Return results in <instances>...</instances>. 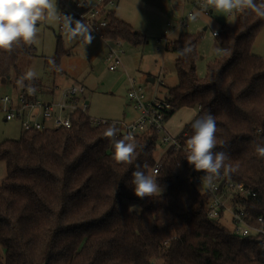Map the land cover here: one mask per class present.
Masks as SVG:
<instances>
[{"label":"trees","instance_id":"trees-1","mask_svg":"<svg viewBox=\"0 0 264 264\" xmlns=\"http://www.w3.org/2000/svg\"><path fill=\"white\" fill-rule=\"evenodd\" d=\"M108 19L99 30L104 38L132 47L147 43L114 11ZM263 27L264 19L251 12L234 25H221L215 36L220 54L207 64L203 78L197 74L202 33H181L165 48L176 55L177 77L165 97L173 107L166 121L184 108L197 111L194 120L213 115L215 151L226 152L225 163L236 169L228 175L221 170V175L255 194L238 203L250 223L264 220V158L255 150L257 144L264 146V58L252 53ZM185 46L193 51L180 56ZM69 53L59 37L53 57L57 71ZM36 54L34 44L0 52V85L11 83L18 90L24 76L19 62ZM23 83L41 87L38 79ZM71 121L70 128L22 132L19 139L0 143L6 169L0 182V264H155L161 252L166 253L164 264H264L259 238L243 237L208 217L209 193L195 182L202 172L188 164L185 151H171L162 162L156 175L162 193L139 199L131 173L136 164L152 173L159 134L135 136L132 165L86 172L82 166L109 143L104 136L109 125H94L81 111ZM192 134L188 125L176 138L186 148ZM131 205L140 211L129 212ZM167 239L172 242L163 249Z\"/></svg>","mask_w":264,"mask_h":264},{"label":"rangeland","instance_id":"rangeland-1","mask_svg":"<svg viewBox=\"0 0 264 264\" xmlns=\"http://www.w3.org/2000/svg\"><path fill=\"white\" fill-rule=\"evenodd\" d=\"M191 1L120 0L116 10L117 15L131 24L136 32L143 33L147 39V43L139 47H132L125 42L119 47L115 44H109L118 50L124 61L128 64L129 73L127 74L121 68L114 71L109 70V66L111 65V62L107 60L109 48L102 38L93 34L94 39L91 44L86 46L85 42L79 40L69 43L64 29H60L62 24L58 19L52 18L39 22L38 38L34 43L37 48V54L33 57L22 58L19 62V67L23 75L29 69L36 72L35 79L43 81V83L41 81V87H38L43 92L54 89L55 85V99H52L48 95H42L40 98L43 101H61V92L76 81L86 87L85 96L89 106L87 113L91 119H110L113 121L129 122L137 115L134 106L128 104V92L131 88L130 78L135 79L137 85H142L145 91L147 90L145 88L147 76H155V73L159 71L162 72L163 85L172 86L177 82L174 68L176 55L166 51L165 42L164 40L162 41L165 31L168 30L167 24L169 22L176 27L169 31L170 41H174L179 33L196 34L203 32L198 44L200 57L197 61V74L199 77H205L207 64L220 54L219 49L216 52V41L212 36V32H218L223 24L234 25L237 19L233 16L234 14L228 15L219 11H213L210 14L205 13L204 10L198 14L199 19L197 22L188 20L185 22L186 26L179 29L180 23L193 8ZM52 2L57 15H59L61 8L57 0H52ZM174 9H178L177 11L180 12L179 16L174 15ZM205 27H207L206 31L203 30ZM59 37H61V47L63 50L70 51V53L61 57L59 70L57 71L53 57L58 46ZM252 53L264 58V27L255 39ZM155 81L154 84H148L147 86L151 88L154 86V90H158L159 88L162 90L164 86H161L157 78H155ZM0 87L3 93L13 94L14 92L11 83L6 86L0 85ZM19 87H21L20 83ZM195 113L196 110L194 109H187L186 111L181 109L177 111L167 120L169 128L174 130L172 124L175 123L178 126L183 119L190 120L189 125H191ZM22 132L23 129L20 122H5L4 113L0 112V143L7 139H19ZM162 138L163 134H161L157 141V150L155 152L157 162L163 160L168 147L167 144L162 142ZM113 151L114 147L112 144L109 154L105 155L102 161H98L100 162L99 168L106 166L116 167L118 165L112 159ZM102 153L105 152L102 151ZM98 155L96 151L91 160L92 164L96 165L98 163ZM104 161H106L105 164L103 163ZM5 176V164L4 162H0V182ZM221 224L228 229H233L232 224L227 218L222 220ZM165 259L166 253L161 252L159 258L154 262L155 264H164Z\"/></svg>","mask_w":264,"mask_h":264},{"label":"built area","instance_id":"built-area-1","mask_svg":"<svg viewBox=\"0 0 264 264\" xmlns=\"http://www.w3.org/2000/svg\"><path fill=\"white\" fill-rule=\"evenodd\" d=\"M61 14L71 16L82 22H86L92 29L93 34L102 38L109 48L107 60L111 62L109 70L121 68L126 74L129 73L128 64L124 61L121 54L116 48L109 44H115L118 47L124 43L122 40H111L104 38L99 30L106 28L109 24V15L114 11L116 0H57ZM202 0H195L193 8L182 20L181 26L185 27V22L195 14L196 10H205V13L212 12L211 9L201 8ZM237 19L241 14L233 13ZM62 24V18L58 19ZM195 19L194 21H197ZM63 28V24L60 29ZM172 25L168 24V30L162 38L165 42V48L169 45V31ZM218 32H214L216 36ZM162 72H156L155 78L162 81ZM131 88L128 92L129 103L139 111V118L132 124L115 123L105 120L91 119L94 125H111L115 124L118 129L117 139L131 135L133 138L140 133H150L156 131L163 134L162 142L167 144L165 157L171 151L183 150L176 137L170 136L165 132L166 115L173 110L172 105L165 99L156 97L149 98L142 85H137L135 79H131ZM29 87V86H28ZM28 87H19L13 94L3 93L0 87V112L4 113V120L20 122L23 132L27 131H43L49 128H70L72 125L71 118L75 112H88V102L85 98L86 89L81 84H73L61 92L62 100L59 102L43 101L40 96H52L53 92H43L40 88H35L34 93L28 91ZM110 142V141H109ZM112 143V142H111ZM163 160L156 163L152 169V173L157 175L162 166ZM202 172L196 177V184L204 191L209 193L208 217L211 220L229 219L235 231L243 237H256L264 244V220L262 217L257 219L256 223H250L248 214L238 207L239 199L255 196L254 193L246 189L243 184H236L228 181L224 175H220L214 182L213 187L209 188L200 177ZM172 242V239H167L162 242L161 247L167 249Z\"/></svg>","mask_w":264,"mask_h":264},{"label":"clouds","instance_id":"clouds-1","mask_svg":"<svg viewBox=\"0 0 264 264\" xmlns=\"http://www.w3.org/2000/svg\"><path fill=\"white\" fill-rule=\"evenodd\" d=\"M200 7L228 15L251 12L264 19V0H202ZM49 18H62L64 33L69 43L79 40L85 42L86 46L94 39L93 29L86 22L61 13L57 15L52 0H0V52L11 53L16 48L33 45L38 38L39 22ZM190 19H197V15H192ZM192 51V47L185 46L180 49L179 54L187 56ZM36 75L35 71L29 69L19 81L20 86L24 87L23 81H32ZM28 91L34 93L36 89L29 86ZM191 127L193 134L187 140L186 160L195 171L204 173L200 181L211 188L213 182L221 175V170L224 175H228L236 169L225 163L229 159L226 152L215 151L217 125L212 114L195 119L191 122ZM117 134L115 124L109 125L104 132L105 138L113 143L112 159L116 164L132 165L137 149L134 138L129 134L117 139ZM255 150L260 158H264V146L257 144ZM143 167L147 168V165ZM130 183L134 195L139 199L151 198L163 191L155 172L147 174L141 170L139 164H136L131 173ZM133 210L139 211V208L131 205L129 212ZM261 247H264V244Z\"/></svg>","mask_w":264,"mask_h":264},{"label":"crops","instance_id":"crops-1","mask_svg":"<svg viewBox=\"0 0 264 264\" xmlns=\"http://www.w3.org/2000/svg\"><path fill=\"white\" fill-rule=\"evenodd\" d=\"M195 0H192L191 1V3L193 4V2H194ZM119 2H120V0H116V6H115V8H114V12L116 13V16L119 18V19H121V20H123L120 16H118L117 15V7L119 6ZM178 9H174V15L175 16H179V14H180V12L179 11H177ZM197 12V13H196ZM195 12V14L197 15V18L199 17L198 16V14L199 13H202L203 11L202 10H198V11H196ZM213 12V11H212ZM212 12H209L210 14L212 13ZM73 19H75V18H73ZM199 19V18H198ZM75 20H77V19H75ZM124 21V20H123ZM194 21V20H193ZM198 21V20H197ZM197 21H195V22H197ZM126 22V21H125ZM128 23V22H127ZM170 23V22H169ZM168 23V24H169ZM168 24H167V28H168ZM171 24V23H170ZM131 25V24H130ZM172 25V24H171ZM177 25H179V24H177ZM229 25V24H228ZM182 26H181V23H180V28L179 29H182L181 28ZM173 28H176L175 26H173L172 25V29ZM203 30L204 31H206L207 30V27H205V28H203ZM220 30V29H219ZM214 32H216V31H214ZM214 32H212V36L215 38V36L213 35V33ZM219 32V31H218ZM201 33H203V32H201ZM143 34V33H142ZM181 33H179L178 34V36L180 35ZM92 35H93V33H92ZM95 35V34H94ZM178 36L174 39V40H176L177 38H178ZM170 39V38H169ZM215 46H216V52H218V47H217V45H216V42H215ZM166 50V49H165ZM167 51V50H166ZM169 52V51H168ZM200 53V52H199ZM202 59H203V57H201ZM66 79H68V78H66ZM42 81V80H41ZM154 82H156L155 81V77L153 76V75H148L147 76V83L145 84V88L147 89L146 91H147V96L149 97V98H153V97H156V98H158V99H165V97H166V95H167V91H168V89L169 88H171V87H174L176 84H177V82L174 84V85H172V86H165V85H163V82L164 81H161V86L163 87V89L162 90H160V88L158 89V90H154V86L151 88V87H148L147 85L148 84H154ZM42 83H43V81H42ZM73 84H81V85H83L82 83H79V82H73L71 85H73ZM70 85V86H71ZM84 86V85H83ZM85 87V86H84ZM50 88V87H49ZM56 87H55V85H54V89H55ZM52 89V88H51ZM54 89H52V90H46V91H44V92H53V91H55ZM85 89H86V87H85ZM86 94V93H85ZM52 99H55V97H56V95H55V92H53V94H52ZM85 98H86V96H85ZM88 102V101H87ZM128 104L131 106L132 104H130L129 103V101H128ZM133 107V106H132ZM134 110H135V112L137 113V115H136V117L134 118V119H132L131 121H129V122H126V121H116V120H110V119H101V120H105V121H110V122H115V123H126V124H132V123H134L138 118H139V115H140V113H139V111L138 110H136L135 108H134ZM184 110L186 111L187 110V108H184ZM195 112V111H194ZM196 113H197V111H196ZM196 113H195V116H196ZM195 116H194V118H195ZM194 120V119H193ZM192 120V121H193ZM5 121V120H4ZM6 122V121H5ZM189 122H190V120L189 121H187V120H185V119H183V120H181V123L177 126L175 123L174 124H172V128L174 129V130H171L170 128H169V122L167 121L166 122V124H165V132L166 133H168L170 136H172V137H177L181 132H183V130L186 128V126H188L189 125ZM113 144V143H112ZM112 144H111V142H110V144L109 145H106L103 149H100V151L98 152V160H97V162L100 160V161H102V159L104 158V156L105 155H108L109 154V152H110V149H111V147H112ZM102 151L103 152H105V153H102ZM100 162H98L96 165L95 164H92L91 162H89V163H85L83 166H82V169H84L86 172H94L95 170H97L99 167H100V164H99ZM104 164L106 163V161H104L103 162ZM119 165V164H118Z\"/></svg>","mask_w":264,"mask_h":264}]
</instances>
